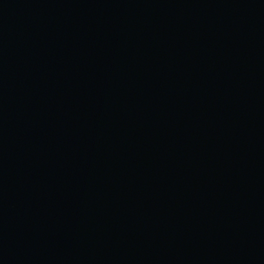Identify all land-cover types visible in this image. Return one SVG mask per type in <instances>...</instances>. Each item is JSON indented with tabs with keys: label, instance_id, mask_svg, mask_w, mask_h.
I'll list each match as a JSON object with an SVG mask.
<instances>
[{
	"label": "water",
	"instance_id": "95a60500",
	"mask_svg": "<svg viewBox=\"0 0 264 264\" xmlns=\"http://www.w3.org/2000/svg\"><path fill=\"white\" fill-rule=\"evenodd\" d=\"M0 264H264V0H0Z\"/></svg>",
	"mask_w": 264,
	"mask_h": 264
}]
</instances>
